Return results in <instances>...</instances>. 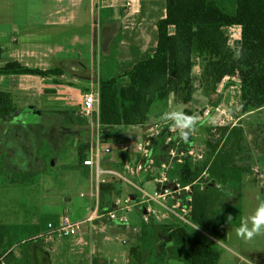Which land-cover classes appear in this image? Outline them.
I'll list each match as a JSON object with an SVG mask.
<instances>
[{"label": "crops", "instance_id": "obj_1", "mask_svg": "<svg viewBox=\"0 0 264 264\" xmlns=\"http://www.w3.org/2000/svg\"><path fill=\"white\" fill-rule=\"evenodd\" d=\"M151 4L155 5L154 1H151ZM160 4L163 5V2ZM9 5L11 9L6 18L5 30L2 29L0 23V61L2 59H7L6 63L18 61L25 66L41 70L60 68L64 72L60 76L51 77L0 76V90L12 94L16 107L15 113L7 118L0 119V178H6V181L2 180L5 184L22 183L28 185L33 182L34 177L39 172L44 173V178H46V160L55 158L52 168H66L65 171H69L68 178L72 183L74 178L72 170L78 168L76 161L79 156V148L77 147V150H75V145L68 143V140L71 141L72 139V130H79V127H82L79 126V106L84 109L86 93L99 92L101 78L116 75L120 67L125 68L129 65L132 59V47L138 48V52L143 54L156 45V22L158 17L155 18V23L153 22L152 31L148 32L144 25L148 22L152 24V20L146 21L145 19V15L149 12H146V0H22L19 3L11 1ZM18 9H27L26 15L19 16ZM128 22L137 27L134 36L126 31L121 33V27L126 29ZM171 32H173V29H171ZM119 33L124 38L118 46L117 55L113 56L111 55V43ZM4 35L9 37L7 42H1ZM241 40L242 28L238 26L230 28V45L233 47L235 42ZM6 54H9V56L6 57ZM202 68L203 62L201 61L198 67L199 74L202 72ZM79 77H82L87 84L81 85ZM194 86L196 90L191 103L188 105L184 104L181 94L172 93L170 96V99L175 102V109L183 103L187 107L184 111L188 109L191 111L190 116L199 118L197 131L191 135V143L206 147L210 129L226 126L232 128L240 125L243 127L245 134L242 142L244 150L237 159L239 160L238 163L243 167L244 174H246L249 171L250 164L258 162V174H264V143L259 146V154L255 155L253 160L249 151L251 142L253 143L255 138L259 137L253 120L258 123L261 119H264V106L253 111H244L245 94L238 78L225 79L218 85L215 92L201 88L199 83ZM74 87H81L82 89L83 100L80 105H77L70 93V89ZM166 104L168 105V101L166 103L156 102L153 105L149 114L150 120L145 126H115L103 130L105 134H108L109 139L111 134L123 135L129 128L140 130L139 134L135 136L137 145L129 144L133 155H129L127 158L126 153H124L128 148L126 146L121 150V154H123L125 161L129 163V166L125 167L128 176L132 178L139 177L142 183L141 187L145 190L147 189L146 185L149 183L154 185V190L159 188L157 183L159 174L165 169H174L175 171L177 166L180 165L177 161L169 162L170 159L160 156L163 164L159 165L161 168L158 169L155 159H153V163L143 161L138 152L140 140L144 137L148 128L152 124L165 121L161 117L169 108V105L166 107ZM82 114L86 117L84 113ZM86 118L89 120L88 117ZM45 120L54 125L52 129L41 127V121ZM14 124L17 126H14ZM89 126H91V123L88 126H83V128L86 129ZM46 130H49L53 137L56 134L59 136L58 142L51 141L53 143L51 148H46L44 141L39 140L37 137L38 135H46ZM95 143L90 146L91 150H94ZM90 144L91 142H88L80 147H87ZM85 149L87 148H84L83 151ZM43 151H48L50 154L43 157L41 156ZM93 155L87 156L85 160L92 158ZM72 162L74 165H72ZM83 162L80 167L85 168L83 169L84 184L86 185L91 179L89 186H85L83 190L78 194H74V196L68 194L64 198L71 200L76 199L77 196L82 198V194L89 196L88 199L84 198L83 206L85 210H81L77 217L83 220L93 216L95 219L86 225L90 228L91 234L78 236L79 240L81 243L88 245L93 261L97 259L102 264V262L108 260L117 264L119 263L117 262L119 256L114 255L111 250L110 244L113 238L110 235L114 234L113 229L120 228L119 224L111 223L104 217L96 218V215H93V212H89L88 209L92 207L91 210L94 211L98 207L99 214L111 211L115 200L119 198L118 195L114 194L113 196V192L118 191L113 183L120 179L124 180L122 184L125 183L134 188V191H128L124 200L126 198L132 200L133 205L130 213H137L136 218L139 220V225L154 216L150 210L162 211V207L139 203L137 188L140 187L132 183V179L124 178L122 174L121 177L103 176L104 181L99 186L95 167L85 166ZM104 162L107 165L104 170H113L111 166L117 164V159L106 158ZM130 163L135 167H131ZM139 165H143L144 170L139 171ZM250 170L257 173L256 169ZM143 173L147 175L146 178H144ZM244 181L243 178V184ZM125 184L122 189H128ZM8 189L13 192H21L20 188L14 186H10ZM24 191L27 194H32L33 190L27 187ZM241 192L242 201H244L243 213L245 211L248 218L257 209H255L254 201H252L254 213H249L251 211L249 210L251 207L250 200H253L255 196L260 197L262 192L264 193V183L262 182L258 188L243 186ZM246 195H249L248 198H246ZM177 201L183 204L179 199L174 201L171 199L168 204L172 205L174 203L175 205ZM76 204L81 203L76 202ZM62 205L54 213H62ZM65 212L68 211L65 210L62 215H65ZM179 213L183 214L184 212L179 211ZM55 216L58 218L61 215L56 214ZM128 223L129 230L133 231L137 237L138 228L140 227H133L130 222ZM31 225L42 226L41 233H43L47 224L34 222ZM239 226H241V223ZM101 235H103V240L99 242L102 238ZM117 240L120 241L119 238Z\"/></svg>", "mask_w": 264, "mask_h": 264}, {"label": "trees", "instance_id": "obj_2", "mask_svg": "<svg viewBox=\"0 0 264 264\" xmlns=\"http://www.w3.org/2000/svg\"><path fill=\"white\" fill-rule=\"evenodd\" d=\"M236 26L242 28V40L232 47L230 28ZM156 28L155 46L143 54L132 47L129 65L120 67L116 75L100 79L99 111L92 113L95 126L98 125L100 131L92 125L85 129L92 141H96L97 136L107 140L108 134L103 131L105 128L147 125L153 105L156 102L166 103L172 93L181 94L184 104H190L196 90V60L203 62L200 87L207 91H216L225 79L239 78L245 100L256 92L259 95L264 93V0H236V11L233 13L217 0H163ZM123 38L119 33L112 41L111 55L116 56ZM237 52L239 58H236ZM63 72L60 68L41 70L28 67L18 61L0 65V76L51 77L60 76ZM245 100L243 104L246 107ZM262 106L264 102L253 109ZM15 111L12 94L0 90V119L11 116ZM184 113L189 115L191 111L187 109ZM81 124L88 126L90 123L85 117ZM209 134L204 161L184 156L183 164L168 172L170 179L178 176L184 185L197 182L192 193L190 223L179 221L159 229L152 220L143 222L139 241L132 251L136 260L139 252L141 256H145L146 252L153 260L158 249L157 241L160 242L159 237L165 235L168 239L165 245L161 244L160 257L151 264H163L167 259L179 264L220 263L225 252L224 245L228 243L227 228L241 223L232 222L241 211V206H233L228 199L232 194L239 195L243 189L244 169L237 158L244 150L245 132L242 126L236 125L232 128H212ZM170 137L172 141L167 144L166 140ZM176 139L177 134L165 131L154 144L152 156L158 166L163 164L158 150L175 146ZM191 141L190 135L187 142L182 140L181 146L186 147ZM84 155L82 151L80 160L87 158ZM229 215L232 216L230 222L227 220ZM41 231L42 226L0 224V258L19 246L22 248L20 255L11 253L6 262L33 264L29 238ZM92 264L101 263L95 259Z\"/></svg>", "mask_w": 264, "mask_h": 264}, {"label": "rangeland", "instance_id": "obj_3", "mask_svg": "<svg viewBox=\"0 0 264 264\" xmlns=\"http://www.w3.org/2000/svg\"><path fill=\"white\" fill-rule=\"evenodd\" d=\"M15 1L17 3L21 2L22 0H0V23L2 26V29L5 30L6 28V18L10 11V5L9 2ZM151 1H154L155 5L151 4ZM228 12H235L236 11V0H217ZM163 2V0H146V12L149 11L145 15L146 21L152 20V24L149 22L144 25L146 29H148V32L152 31L153 29V22L155 23V18L158 17L160 10L162 9V5L160 4ZM126 9V8H125ZM27 9H18V15H26ZM127 12V11H126ZM0 26V27H1ZM128 26L126 29H123L121 27V33L122 32H128L131 35L136 34V28L134 24L128 22L126 24ZM152 35V34H151ZM9 39L8 35H4L1 38V42H7ZM151 44V43H150ZM153 44V40H152ZM118 49V48H117ZM118 53V50H116ZM116 53V55H117ZM9 54H6V57H8ZM7 62V59H2L0 61V65H4ZM201 61L196 60V67L194 72V85L197 83L200 84V75L198 72V67L200 66ZM239 79V78H238ZM79 80H81L82 84H87L83 81L82 77H79ZM211 84V83H209ZM212 92V91H210ZM215 92V91H213ZM70 93L72 95V98L75 102H77V105H80L83 100V92L81 87H74L70 89ZM252 93H254L252 91ZM261 99H264V93L262 95H259V93H254L250 98L245 100V104H243L244 111H250V107H252V110L254 107L258 106V104H263L264 101H261ZM185 105L182 103L180 106L176 107L177 111L184 112V109H186ZM80 110H82L80 112ZM79 126H82L81 123L85 121V116L82 114L84 113L86 117L89 118L90 123L92 125V128L95 127L96 130L98 129V125L95 126L94 116L92 113L88 115L83 107L79 106ZM84 117V118H83ZM163 118V116L161 117ZM254 119V118H253ZM162 120V119H161ZM32 121V120H30ZM256 125L257 133L259 134V137H256L254 142H251V147L249 148L252 160L255 158V155H258V149L261 144L264 143V119H261L258 123L257 121L253 120ZM41 127H45L48 129L53 128V124L48 123L46 120L41 121ZM47 125V126H46ZM14 126H17L14 124ZM99 131V129H98ZM139 129L137 128H129L126 130V132L122 134L113 133L107 138V140H104L103 137L97 136L101 138V141L106 144L104 146H108L112 153L110 155H102L101 156V168L105 169L107 168V165L105 164L104 160L106 158H116L117 164L112 165L111 169L115 170L116 168H120L122 171V175L124 178L132 179L131 182L137 185L138 187L142 188V183L139 179V177H130L128 176V171H126L125 168L129 163L128 161H125L123 158V154H121V150L126 146L127 151L126 153L127 158L129 155H133L130 143H133V146H136L137 143L135 142V136L139 134ZM46 135H38V139L41 141H44V145L46 148H51L53 146V143L51 141L58 142L59 136L58 134L53 137V134L46 130ZM43 134V133H42ZM96 138V140H97ZM88 142H91V145L94 144L96 141H92L90 136H87L85 132V128L83 126L79 130L76 129L75 131L72 130V139L71 141L68 140V143H71V145H75V150H77V147L79 148V156L77 159V165L78 168L76 170H72L73 179L72 183L69 181L68 178V172L66 168L63 169H53L52 165L54 164L55 158L46 160V168H47V175L46 178H44V173H37V176L34 177L33 182L28 185H23L22 183H15V184H5L3 181H6L5 177L0 178V224L4 225H20V226H28L31 225V223L38 222L39 224L48 223L51 220H59V218L62 216L63 212L67 210L68 212H65V214H70V218L73 221L81 220V218H78V213L81 210L84 209V198H79L77 196L76 199H65L68 194L71 196H74V194H78L81 190L84 189L85 186H89L91 179L88 181V183L84 184V167H80L81 163L84 161L80 160V153L83 151L86 146H82L83 144H87ZM93 148V147H92ZM88 151V152H86ZM85 153L84 156H89L94 154V150L85 149L83 151ZM50 153L48 151L41 152V156L47 157ZM55 155V154H54ZM125 155V154H124ZM92 158L95 159V155L92 156ZM239 158V157H238ZM237 158V159H238ZM134 159V158H133ZM131 161V160H130ZM135 161V159H134ZM239 162V160H238ZM134 163V162H133ZM72 165L74 163L72 162ZM110 166V165H109ZM129 166V165H128ZM131 167H135L132 163H130ZM158 166V165H157ZM161 168L158 166V169ZM256 169L257 173H254V171H251L250 169ZM259 165L258 162H252L250 164V167H248V172L244 174V187L248 188H258L261 186V183H264V174H258ZM171 169H169L170 171ZM174 173V172H172ZM177 171L174 173L176 174ZM94 174L96 175L95 171ZM144 178L147 177L145 173H143ZM37 177V178H36ZM77 177V178H75ZM93 178V176H92ZM37 179V180H36ZM3 180V181H2ZM114 182V181H113ZM112 182V183H113ZM124 182L123 179H120L117 182H114L113 185L115 188H118L117 192H113L114 194L121 199L124 200L126 194L128 191H134V188L130 185H125L128 187V189H122L124 187L122 184ZM10 186H14L21 189V192H13L9 190L8 188ZM30 188L32 191V194L25 193L26 188ZM146 190L150 193H154V185L148 184L146 185ZM122 189V190H121ZM263 191V190H262ZM88 193V192H87ZM222 193V192H221ZM223 194V193H222ZM242 192H240L239 195L237 193L232 194L231 198L228 199L229 203L233 206L239 205L241 206V211L236 214V216L233 217L232 222L237 221H243L247 218L246 212L243 213V206L244 201L243 196L241 195ZM86 195V194H85ZM91 195V194H88ZM249 196V195H248ZM246 195V198H248ZM63 198V199H62ZM94 198V197H93ZM222 198V197H221ZM224 199V198H222ZM257 199V201H256ZM169 199L168 201H170ZM174 201V199H172ZM252 201H254L255 209L258 207V205L262 202H264V193L262 192L260 197H253V200H250L251 207L249 208V213L252 214ZM256 201V202H255ZM76 202H79L81 204H76ZM61 204H63V211L62 213H54L55 211H58L61 207ZM157 204L153 203L152 206L155 207ZM83 206V207H82ZM170 208H173L174 203L172 205L168 204ZM92 208V207H91ZM88 209L89 212H92V210ZM162 211H157L154 216H152L148 221L152 220L154 222V226L159 227V229L164 225H171L178 223L179 221H184L183 219L186 217V214L179 213L178 209H175V213H172L169 217L172 219H166L163 216L165 215V209L161 208ZM254 213V212H253ZM61 215L60 217H56L55 215ZM137 213H129L130 218V224L131 226H139L137 237L136 234L133 233V231L129 230L128 224H119L118 226L120 228L113 229L114 234L112 233L110 236L113 238L112 243L110 244L111 250L114 255L119 256V260L117 264H151L154 260L158 259V256L161 252V246L165 245L167 241V237H164L165 235H162L159 237L158 242V249L156 250L157 253H155V257L153 260H151L153 257L149 256L146 252H144L145 256H141V252L138 253V260H136L134 257H132V251L136 247L138 241H139V235L141 231V225H139V220L136 218ZM174 216V217H173ZM170 220V221H169ZM240 226H237L234 224L228 227L229 232V238L228 243L224 245L225 252L221 258V261L219 264H264V233H261L259 235H255L251 239H246L243 237H240L237 235V229ZM164 234V232H161V234ZM43 235V233H41ZM101 239L99 242H102L103 235H101ZM120 239L117 240V239ZM162 238V240H161ZM137 240V241H136ZM125 242V243H123ZM106 244V243H105ZM29 249H31V257L33 264H92L93 260L89 253V247L88 245H85L80 242L78 236H69V237H55L52 238L51 241H46L45 238H38L37 235H33L29 238ZM22 248L17 246L14 249H11L5 257H3V260L6 261L11 253H14L15 255H20ZM143 253V252H142ZM116 258V257H114ZM102 264H115L111 261H104ZM163 264H179L178 262L167 259V261Z\"/></svg>", "mask_w": 264, "mask_h": 264}, {"label": "built area", "instance_id": "obj_4", "mask_svg": "<svg viewBox=\"0 0 264 264\" xmlns=\"http://www.w3.org/2000/svg\"><path fill=\"white\" fill-rule=\"evenodd\" d=\"M99 92H88L85 95L84 101V111L90 115L93 112L98 113L99 111ZM170 121H163L160 123L152 124L148 130L145 132L144 137L140 140L138 152L141 155L143 161H149L153 163V153L152 147L154 144L160 139L165 131H168L170 134H176L170 130ZM172 138H168L166 143H171ZM182 140L176 139L175 146L171 147L170 149H163L158 150V154L161 157H165L170 159L169 162L177 161L180 164H183L184 156L190 157V159L194 161H204L207 152L206 147L197 146L195 144H188L186 147L181 146ZM107 144V143H106ZM101 141V138L98 137L96 143L94 145V158L84 160L83 164L89 167H95L97 178H98V185L101 184L103 180V176L112 175L121 177L122 171L120 168L115 170H104L100 167V159L102 155L111 154L112 150L108 146ZM180 149V150H179ZM138 170H144L143 165L138 166ZM169 169H165L161 172L158 176L157 183L159 188L154 190V193H150L143 188H137L138 196L137 199L139 203L143 205H152L153 203L161 206L165 209V217L166 219H171L169 217L172 213H175V209L179 211H183L186 214V217L183 219L185 223H190L191 220V210L190 205L192 202V193L194 191V186L197 182L184 185L182 181L178 178L170 179L168 176ZM97 185V187H99ZM82 198L88 199L89 196L82 194ZM169 199H179L183 202L181 204L180 201H177L173 208L168 206ZM132 200L126 198L125 200H121L117 198L115 200L114 207L111 211L99 214L98 207L95 208L93 215H96V218L104 217L106 220L110 221L111 223H120V224H129V213L132 209ZM151 213L154 215L156 212L154 210H150ZM93 216L88 217L87 219L83 220H76L73 221L70 218V214L62 215L57 222H49L47 225V230L37 235L38 238H45L46 241H51L52 238L55 237H69V236H82V235H89L91 234V230L87 225L90 221L94 220ZM0 264H8L3 258H0Z\"/></svg>", "mask_w": 264, "mask_h": 264}, {"label": "clouds", "instance_id": "obj_5", "mask_svg": "<svg viewBox=\"0 0 264 264\" xmlns=\"http://www.w3.org/2000/svg\"><path fill=\"white\" fill-rule=\"evenodd\" d=\"M236 58H239L238 52ZM174 104L175 102L169 98V108L163 118L171 122L170 130L177 134L178 139L187 142L190 135L197 131L199 118L177 111ZM227 220L230 222L232 216L229 215ZM261 233H264V202L260 203L255 213L242 221L241 226L237 229V235L246 239H251Z\"/></svg>", "mask_w": 264, "mask_h": 264}]
</instances>
